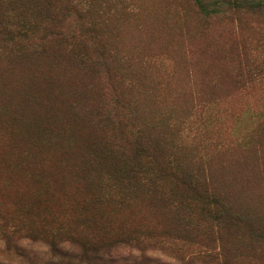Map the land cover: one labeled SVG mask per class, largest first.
I'll use <instances>...</instances> for the list:
<instances>
[{"label":"rangeland","instance_id":"1","mask_svg":"<svg viewBox=\"0 0 264 264\" xmlns=\"http://www.w3.org/2000/svg\"><path fill=\"white\" fill-rule=\"evenodd\" d=\"M31 1L0 0L9 23L31 14L27 45L58 27L36 53L0 41V262L76 236L137 238L160 262L264 264V8ZM135 165L147 173L126 188Z\"/></svg>","mask_w":264,"mask_h":264},{"label":"trees","instance_id":"2","mask_svg":"<svg viewBox=\"0 0 264 264\" xmlns=\"http://www.w3.org/2000/svg\"><path fill=\"white\" fill-rule=\"evenodd\" d=\"M200 12H202L205 15H213V14H219L222 13V7L227 2L226 0H193ZM237 0L236 4H239L238 6L241 7H251L255 9H262L264 8V0ZM23 6L26 8V2H21ZM30 4H33V7L40 8L42 7H50L52 4L49 2L42 1V0H32ZM235 4V2H234ZM90 6V5H89ZM9 14L4 11L0 10V41H4L1 37L6 36V40L8 42V47H11L17 43L18 45H21L23 50L17 49V52L20 53H36L39 51L45 50V44L44 40L48 35L55 34V30L58 29V27H55V30L50 31L47 34H44L43 37H40L39 39H36L35 44H26L25 38H27L26 33L30 31L29 24L32 21L31 14H28L25 12L24 15L20 16L19 14L14 17V24L9 23L8 20H6L7 16ZM92 24V23H91ZM90 24V25H91ZM16 28V30H8V28ZM92 27V25H91ZM13 32H15V35H12ZM12 50V49H11ZM105 147L108 149H112L113 145L107 143L104 144ZM123 148V146H121ZM141 150H144L142 148ZM124 166L125 168H127ZM164 171L168 168H163ZM123 170V171H124ZM145 170L142 169L140 165L133 166V173L128 172L127 177L121 176L120 183H124L126 188H132L133 186L130 185V179L134 178L139 185L142 183V177L141 174ZM145 173H147L145 171ZM129 177V178H128ZM145 183L144 185L147 186L148 189H153L154 193H159V188L161 187L160 183L157 182L155 177H149L144 176ZM206 190V189H205ZM172 190H169L171 193ZM160 195V193H159ZM161 196V195H160ZM123 235V234H121ZM123 237V236H120ZM49 250L47 251L46 256H38V257H26V254H22V248L17 247L19 246V243H16L17 248V254L19 260L16 261H4L0 262V264H194L192 260L186 259V260H180L179 262H160L154 258H150L149 256L145 255L143 253L144 248L140 244V241L138 239L129 240L127 238H117L118 243H110L106 244L104 241H98L93 239L84 238L81 239L79 237L74 236L72 238V241L70 242L71 249L65 248L61 243L62 241H55V240H49ZM116 244H123L132 246L133 248L137 249L138 252H140L139 255L135 256H129V255H123L122 253L114 252ZM80 248V250H75L76 248ZM206 254V253H205ZM204 254V255H205ZM210 253L207 254L209 256Z\"/></svg>","mask_w":264,"mask_h":264}]
</instances>
